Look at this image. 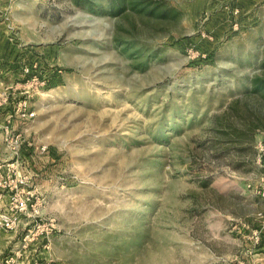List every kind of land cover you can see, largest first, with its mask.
Masks as SVG:
<instances>
[{"label":"rangeland","instance_id":"1","mask_svg":"<svg viewBox=\"0 0 264 264\" xmlns=\"http://www.w3.org/2000/svg\"><path fill=\"white\" fill-rule=\"evenodd\" d=\"M91 1L0 0L29 51L0 160L31 196L0 264H264V6Z\"/></svg>","mask_w":264,"mask_h":264},{"label":"crops","instance_id":"2","mask_svg":"<svg viewBox=\"0 0 264 264\" xmlns=\"http://www.w3.org/2000/svg\"><path fill=\"white\" fill-rule=\"evenodd\" d=\"M250 4V6L255 5L256 2L260 3V5L264 6V0H247ZM9 32L7 31L8 38L6 37L4 33L3 26L0 25V88L4 85L6 78L12 76V70L9 68V66L6 65V63H15L17 64V61H20V58L24 59V56L26 53L29 54L28 47H26L25 44H17L14 45L13 43H10L9 41H12L9 38ZM17 67V66H16ZM15 68V67H14ZM1 125H4V118H0ZM3 135L0 133V144L2 143ZM1 151V148H0ZM3 151V150H2ZM3 154V152H0V159ZM2 161V162H1ZM7 160H0V213L3 210L8 209L10 205V198L12 197L10 195V191H13L14 185H12V176H15L17 174H13L14 171H16V167L9 163H3ZM6 178V179H5ZM6 182V183H5ZM25 219V218H23ZM22 219V221H23ZM15 233L11 232L7 229H0V258L3 256L7 245L10 242V235H14Z\"/></svg>","mask_w":264,"mask_h":264},{"label":"built area","instance_id":"3","mask_svg":"<svg viewBox=\"0 0 264 264\" xmlns=\"http://www.w3.org/2000/svg\"><path fill=\"white\" fill-rule=\"evenodd\" d=\"M23 69L25 74L26 73L30 74L29 81L31 82V84L37 86H43L46 84L45 79L42 80L39 74L33 75L32 73L33 66L31 67L25 66ZM8 97L9 94H7L6 90H2V92H0V110L4 106L5 102L8 100ZM26 105H27V101L24 102V110H26ZM29 115L33 116V113L32 114L30 113ZM30 201H31V196L29 195L23 196V195L15 194V197L13 196L8 209H6L0 214V229H7V230L15 229L18 225L19 217L28 211L30 206ZM7 264H10V261H7Z\"/></svg>","mask_w":264,"mask_h":264},{"label":"trees","instance_id":"4","mask_svg":"<svg viewBox=\"0 0 264 264\" xmlns=\"http://www.w3.org/2000/svg\"><path fill=\"white\" fill-rule=\"evenodd\" d=\"M126 0H102V8L101 11H103V14H109V15H117L122 12H124L126 7ZM91 4L95 5V3L91 0H88ZM96 7V5H95ZM114 8H117L118 11H114Z\"/></svg>","mask_w":264,"mask_h":264}]
</instances>
